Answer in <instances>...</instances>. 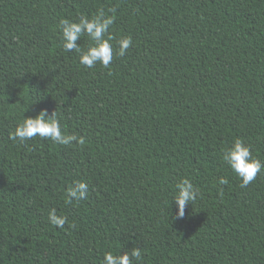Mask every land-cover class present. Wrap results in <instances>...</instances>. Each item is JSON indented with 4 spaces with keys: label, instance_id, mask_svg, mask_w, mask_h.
I'll use <instances>...</instances> for the list:
<instances>
[{
    "label": "trees",
    "instance_id": "trees-1",
    "mask_svg": "<svg viewBox=\"0 0 264 264\" xmlns=\"http://www.w3.org/2000/svg\"><path fill=\"white\" fill-rule=\"evenodd\" d=\"M101 9L114 47L133 45L87 69L58 25ZM41 110L85 144L9 140ZM237 137L264 162V0H0V264H102L133 247L142 264H264V173L241 188L222 161ZM184 177L201 196L177 219ZM76 180L89 196L70 204Z\"/></svg>",
    "mask_w": 264,
    "mask_h": 264
},
{
    "label": "clouds",
    "instance_id": "clouds-1",
    "mask_svg": "<svg viewBox=\"0 0 264 264\" xmlns=\"http://www.w3.org/2000/svg\"><path fill=\"white\" fill-rule=\"evenodd\" d=\"M114 23V11L113 15H107L102 9L91 18L85 15H81L77 21L62 18L58 28L63 50L75 52L78 55V63L87 69H92L97 65L105 69L110 68L114 58L125 57L133 45L132 37L126 36L117 41L118 47H114L112 43L114 37L110 32ZM84 36L89 40L86 49H82L77 43ZM36 137L60 146L72 143L80 146L85 144L82 136L67 134L63 131L56 112L49 116L46 110H41L35 117H24L23 115V119L8 134L9 140L19 144H25ZM222 161L240 179L241 188L251 184L258 174L264 173V162L254 157L251 147L239 137L222 150ZM218 183L226 185L229 181L226 177H221ZM88 196L89 184L86 181L76 180L67 189V203L79 204L87 200ZM200 196V188L190 178H181L175 185L171 199L177 206L176 218L182 219L185 216L186 205H193ZM48 222L59 229H63L69 223L67 216L58 215L55 208L49 210ZM143 259L142 250L133 247L131 251L123 254L105 252L102 264H142Z\"/></svg>",
    "mask_w": 264,
    "mask_h": 264
}]
</instances>
